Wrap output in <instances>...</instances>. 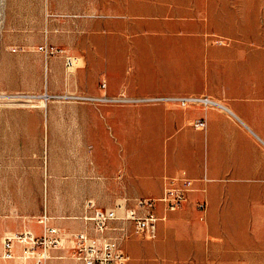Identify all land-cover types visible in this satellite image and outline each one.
<instances>
[{
    "label": "rangeland",
    "instance_id": "rangeland-1",
    "mask_svg": "<svg viewBox=\"0 0 264 264\" xmlns=\"http://www.w3.org/2000/svg\"><path fill=\"white\" fill-rule=\"evenodd\" d=\"M260 78L264 0H0V228L114 208L130 194L102 176L153 155L175 110L157 99ZM250 211L264 264V202Z\"/></svg>",
    "mask_w": 264,
    "mask_h": 264
},
{
    "label": "crops",
    "instance_id": "crops-1",
    "mask_svg": "<svg viewBox=\"0 0 264 264\" xmlns=\"http://www.w3.org/2000/svg\"><path fill=\"white\" fill-rule=\"evenodd\" d=\"M169 96L208 98L215 106L184 108L165 102L175 110H169L162 138L150 147L153 155L132 161L123 174L102 176L100 191L115 193L113 201L124 192L130 194L129 200L160 198L165 179L183 174L194 180L195 191L182 209L167 214L146 250L136 243L127 245L128 239L123 243L132 256L129 264H251L252 239L244 233L250 210L264 202V84ZM200 120L205 121V129L195 128ZM202 200L208 204L205 213L197 209ZM157 213L164 214L162 207ZM53 218L51 224L64 232L66 242L48 264H80L70 259L68 238L85 230V224L79 218ZM125 226L132 233V225ZM28 230L43 234L42 225L25 221H6L1 226L0 264H31L21 259V246H16L14 259L3 258L4 239Z\"/></svg>",
    "mask_w": 264,
    "mask_h": 264
},
{
    "label": "built area",
    "instance_id": "built-area-1",
    "mask_svg": "<svg viewBox=\"0 0 264 264\" xmlns=\"http://www.w3.org/2000/svg\"><path fill=\"white\" fill-rule=\"evenodd\" d=\"M41 51L49 55L47 48H41ZM157 101L177 104L184 108L196 104L215 106L208 98L167 97ZM194 126L197 129H205L206 123L200 120ZM194 191V180L183 174L165 179L160 198L125 199L112 209H100L93 202H89L85 216L80 218L86 229L71 234L68 238L71 243L69 250L72 252L70 259L80 264H129L130 256L123 246L130 237L125 224L132 225L133 236L154 240L158 236L160 223L167 220V214L182 209ZM159 207H162L164 214L157 213ZM207 207L205 200L197 204L201 213H205ZM53 220L47 212L40 218L42 236L21 232L6 237L3 242V258L14 259L16 246H21V259L31 264H48L56 259L54 253L65 248L66 237L58 226L51 224Z\"/></svg>",
    "mask_w": 264,
    "mask_h": 264
},
{
    "label": "bare ground",
    "instance_id": "bare-ground-1",
    "mask_svg": "<svg viewBox=\"0 0 264 264\" xmlns=\"http://www.w3.org/2000/svg\"><path fill=\"white\" fill-rule=\"evenodd\" d=\"M30 99H31V97L30 98H28V99H26V100H24V102H30ZM31 101H32V99H31Z\"/></svg>",
    "mask_w": 264,
    "mask_h": 264
}]
</instances>
